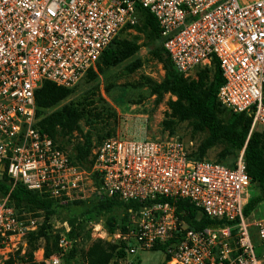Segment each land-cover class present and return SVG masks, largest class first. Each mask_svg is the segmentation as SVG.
<instances>
[{
  "label": "built area",
  "instance_id": "built-area-1",
  "mask_svg": "<svg viewBox=\"0 0 264 264\" xmlns=\"http://www.w3.org/2000/svg\"><path fill=\"white\" fill-rule=\"evenodd\" d=\"M137 7L155 18L178 73L215 61L217 102L248 116L249 132L264 133V0H0L3 175L10 189L21 185L66 206L80 199L85 174L97 181V199L135 204L126 209L124 232L116 234L127 254L158 248L164 264H264V212L253 220L247 218L252 211L244 215L256 188L242 151L228 166L195 159L189 139L112 137L92 151L86 172L38 129L35 91L43 82L75 86L110 42L137 24ZM178 202L208 224L189 228L176 214ZM62 225L57 246L67 251L70 227ZM35 229L30 213L0 195V250Z\"/></svg>",
  "mask_w": 264,
  "mask_h": 264
},
{
  "label": "trees",
  "instance_id": "trees-1",
  "mask_svg": "<svg viewBox=\"0 0 264 264\" xmlns=\"http://www.w3.org/2000/svg\"><path fill=\"white\" fill-rule=\"evenodd\" d=\"M136 14L138 17L137 24L124 30H146L153 43L151 57L161 64L164 72L162 83L154 86L155 92L166 91L175 97L174 101H169L167 104L173 123L187 122L191 127L192 133H203L205 135L195 147L194 158L202 160L207 149L221 145L222 148L214 161L231 166L233 162L225 164L222 160L227 156H231L235 160L239 152L242 151L246 173L256 188V194L248 201L244 209V215H248L256 204L264 201V133L249 132L250 118L248 116L243 113H232L217 102L215 94L221 83V77L215 61H212L213 76L212 81L208 85L203 84V75H199L196 81L187 80L173 68L170 59L164 52L155 18L147 10L140 7L136 8ZM139 47L140 45L136 40L116 39L115 37L101 52L94 64V68L86 71L84 78L88 81L92 80L96 72L101 73L123 62L131 57ZM71 92L72 88L66 89L50 82H43L34 93L38 129L40 133L46 134L59 148L61 147L56 143V138L61 139L71 135L73 132L81 135L78 121L83 116L82 108H79L76 104L68 103L48 112ZM82 138V142L75 145V154L69 158L78 165L85 161L89 167L91 164V160H87L91 155L89 139L87 136H82ZM5 194H8L9 204L13 205L18 212L40 211L45 213V215H49L54 213L57 208H62L66 211L69 220L75 219L76 216H81L86 220L94 218L105 221L108 234H113L118 227V219L112 214L115 210L123 213L120 220L124 221L127 216L126 209L136 207L133 203L125 204L116 198H111L98 199L87 208L82 206L80 210H75L78 202L59 206L53 200L28 191L21 185H16L10 189L6 177L3 175L0 180V195ZM182 209H185V214L179 215V211ZM176 214L189 228L194 230L201 229L209 222L203 215L197 213L195 209L183 202L177 203ZM39 230L27 235L31 237L38 236L41 234ZM70 234L68 237H70ZM123 247V243L119 248H116V246L108 242L95 240L90 244L83 256L86 264H109L112 257H115L116 260H120L123 257ZM35 249V247L28 249V252L25 253L27 258L24 263L44 264L43 261L35 262L32 260V252ZM157 250L158 248H153L151 251ZM50 256L51 252L45 246L42 258L47 259ZM11 262V260H8L6 264ZM113 264H117V262ZM159 264H164V260Z\"/></svg>",
  "mask_w": 264,
  "mask_h": 264
},
{
  "label": "rangeland",
  "instance_id": "rangeland-1",
  "mask_svg": "<svg viewBox=\"0 0 264 264\" xmlns=\"http://www.w3.org/2000/svg\"><path fill=\"white\" fill-rule=\"evenodd\" d=\"M116 39H133L140 47L131 57L116 66L101 73L96 72L92 80L88 81L83 76L72 87V92L48 111L51 112L68 103L76 104L83 111V116L78 121L81 135L73 132L61 139L56 138V143L69 157H72L75 154V145L82 142V136H87L91 154L88 161L91 160L92 151L102 141L112 137L162 139L174 136L183 141L189 139L196 147L205 135L192 133L187 122L173 123L167 104L169 101H174L175 97L166 91L155 92L154 86L162 83L164 72L161 64L151 57L153 43L146 30H123L116 36ZM199 75L204 76L203 84L208 85L212 81V66L210 68L198 67L183 77L189 81H196ZM258 130L256 132H261L259 128ZM221 148V145H216L207 149L204 159L216 160ZM233 161L231 156L222 160L225 164H231ZM80 166L84 171H88L89 167L85 161ZM96 187L97 181L84 174L83 184L78 192L80 199L75 201L78 202L75 210H80L82 206L87 208L98 200L95 193ZM252 194L253 191L249 190V195ZM263 212L264 203L260 202L253 207L247 218L252 220L260 218ZM112 214L118 219V227L113 234H108L106 222L101 219L86 220L81 216H76L75 219L69 220L66 211L62 208H57L49 215L40 211L30 212L36 225L35 231L32 232L40 229L39 232L42 235L31 237L27 233L20 239L15 238L10 241L0 250V264H6L8 260L12 261L10 264H26L24 263L27 258L25 253L31 247L36 248L32 252V260L41 262L40 254L45 246L49 248L51 256L59 257V264H86L83 254L93 241H105L116 248L121 246L122 241L116 234L124 232L128 217L126 216L125 220L121 221L123 216L121 211L115 210ZM63 221L67 222L70 227L69 233H71L66 240L72 247L67 251H61L57 246L59 234L63 231ZM49 258H42L44 264H49ZM163 258L161 250H138L130 255L127 254L124 246L123 257L120 260L112 257L109 264L114 262L117 264H159Z\"/></svg>",
  "mask_w": 264,
  "mask_h": 264
},
{
  "label": "water",
  "instance_id": "water-1",
  "mask_svg": "<svg viewBox=\"0 0 264 264\" xmlns=\"http://www.w3.org/2000/svg\"><path fill=\"white\" fill-rule=\"evenodd\" d=\"M3 170H4V168L2 166H0V180L3 177ZM209 227L214 228L215 226L211 224V225H209Z\"/></svg>",
  "mask_w": 264,
  "mask_h": 264
},
{
  "label": "crops",
  "instance_id": "crops-1",
  "mask_svg": "<svg viewBox=\"0 0 264 264\" xmlns=\"http://www.w3.org/2000/svg\"><path fill=\"white\" fill-rule=\"evenodd\" d=\"M163 260H164V258H163ZM163 260H162V262H163ZM161 263V262H160Z\"/></svg>",
  "mask_w": 264,
  "mask_h": 264
}]
</instances>
